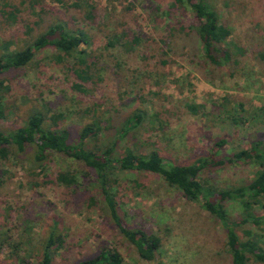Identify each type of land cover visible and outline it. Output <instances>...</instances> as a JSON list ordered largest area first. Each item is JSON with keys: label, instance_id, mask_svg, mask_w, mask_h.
Instances as JSON below:
<instances>
[{"label": "rangeland", "instance_id": "rangeland-1", "mask_svg": "<svg viewBox=\"0 0 264 264\" xmlns=\"http://www.w3.org/2000/svg\"><path fill=\"white\" fill-rule=\"evenodd\" d=\"M43 1L41 22L46 24L61 6L55 0ZM92 1L97 8V21L90 27L98 69L94 81L82 82L66 71L64 65L54 61L53 49L40 51L25 68L3 74L4 84L10 89L2 94L6 116L0 120V130H15L24 125L29 114L46 112L48 117L62 113L65 119L61 125L76 132L93 114L103 128L98 144L107 146L113 137L111 128L135 108L147 111L149 116L171 109L175 115L162 129L155 125L150 130L145 124L135 134L140 153L155 148L165 162L188 164L207 156L213 144L225 138L227 144L214 159L221 158L224 163L205 169L202 175L217 188L250 182L257 165L228 160L248 150L252 141H264V120L250 119L264 104V0H207L220 23L231 32L227 43L244 52L238 65L229 68L204 66L202 56H195L193 37L178 30L168 35L167 26L194 24L193 13L185 6L172 7V0ZM4 2L16 3L26 13L21 0H0V5ZM122 31L140 38L134 52L128 55L120 48L102 51L106 36ZM35 34L24 25H6L0 18V44L12 38L23 45ZM165 35L172 40V50L167 54L157 41ZM157 81L160 85L155 86ZM74 83L81 84L85 92L76 91ZM225 103L232 119H240L238 123L219 114L220 105ZM239 103L243 105L241 110L236 108ZM187 104L204 105L205 113L191 114ZM133 143L127 137L117 144L114 154H123ZM33 153L29 148L24 153L12 151L6 162L0 163L5 170L0 185V226L12 237V243L0 251V264H14L10 254L16 242L21 255L37 264L53 224L65 238L55 256L56 264L88 259L104 249L116 250L123 264H231L220 220L200 204L187 202L160 176L118 172L116 182L109 185L123 223L153 233L161 241L156 258L144 261L110 220L93 172L60 155L51 156L42 172L32 164ZM60 172L76 173L80 178L77 185L66 188L57 184L55 177ZM263 205L255 209L258 216H264ZM226 208L240 240L252 239L264 251V220L256 226L241 225L239 203H226ZM248 257L249 264H264L254 255Z\"/></svg>", "mask_w": 264, "mask_h": 264}, {"label": "trees", "instance_id": "trees-1", "mask_svg": "<svg viewBox=\"0 0 264 264\" xmlns=\"http://www.w3.org/2000/svg\"><path fill=\"white\" fill-rule=\"evenodd\" d=\"M55 2L61 6L60 12H53V19L46 24L41 22L45 12L43 0H21L20 4L26 5L24 8L26 13H23L16 3L4 2L0 5V18L4 24L9 26L20 24L24 25L27 31L36 32L23 45H19L12 38L0 44V120L6 116L2 94L8 93L10 89L4 84L3 74L6 71L25 68L33 62L36 54L44 49H53L56 53L54 61L64 65L65 70L72 72L78 80L89 82L96 78L97 58L93 49L94 36L90 30L97 21L96 6L92 0H55ZM171 4L172 7L189 8L195 22L190 26L180 24L178 28L167 26L169 36L171 32L178 30L187 37H193L196 43L195 56H202L201 61L205 63L204 66L210 64L215 68H229L238 65L239 56L244 52L237 46L232 47L227 43L231 32L220 23L216 10L208 4L207 0H172ZM155 9L158 11L157 6ZM27 15L31 17L26 19ZM115 34L106 36V44L102 47V51L121 49L129 55L140 44V38L136 34L126 31ZM168 35L157 39L162 52L166 54L172 50V40L170 41ZM116 41L120 43L115 45ZM263 58L264 54H262ZM116 66L119 67V64ZM230 76H234L233 73ZM158 85H160L158 81L155 82V86ZM72 86L80 93L85 92L79 83H74ZM220 107L219 114L226 115V118L233 123L239 122V118L232 119L234 116L226 103ZM242 107L243 105L239 103L236 108L241 110ZM186 109L194 115L205 113L204 105L187 104ZM85 111L89 114L88 109ZM174 115V110L162 109L149 116L147 111L135 108L111 128L113 130L111 144L105 146L98 144L103 136V128L93 114L91 118L88 116L87 123L80 130L72 132L61 125L65 119L62 113L48 117L46 112H34L25 118L22 127L9 131L0 130V163L6 162L10 152L24 153L26 148H29L34 150L32 164L42 172L48 159L53 155H60L82 164L88 172H93L109 218L118 229V233L135 248L139 258L144 261H153L156 258L161 248V241L153 233L129 228L123 223L117 213L115 197L109 191V185L110 182H116L118 172L136 171L158 175L169 187L178 190L187 202L200 204L205 211L220 220L226 231V244L231 264H249V254L264 262V251L252 239L240 240L228 218L229 212L226 208V203L235 201L239 203L241 217L239 224L241 225L250 223L256 226L264 220V216H258L255 211L256 207L264 204V141L261 139L252 141L248 150H241L228 160L229 163L246 162L257 165L250 182L231 188H217L209 182V179L204 178L202 173L205 169L213 168L215 165L221 166L224 163L221 158L217 161L214 159L218 157L221 148L227 144L225 138H219L207 156L188 164L171 160L165 162L155 148L147 154L137 150L135 134L139 129L145 124L150 130H154L155 125L159 126L158 129H162L167 119ZM252 117H250L251 121L257 118L264 120V104L255 110ZM262 122L264 124V121ZM129 136L134 141L132 148L128 147L123 154L115 155L117 144ZM4 173L5 170H2L0 165V185ZM79 179L74 172H60L55 177V182L71 188L77 185ZM53 225L37 264L57 263L55 256L64 245L65 238L59 235L62 230L58 229L57 224ZM2 226H0V251L12 243V237L8 232H4ZM25 256L21 255L20 244L16 242L10 254L14 264H31ZM71 264H123V261L116 250L104 249L88 259L73 260Z\"/></svg>", "mask_w": 264, "mask_h": 264}]
</instances>
